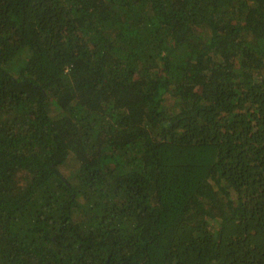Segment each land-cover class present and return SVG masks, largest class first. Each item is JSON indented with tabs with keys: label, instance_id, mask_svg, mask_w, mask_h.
<instances>
[{
	"label": "trees",
	"instance_id": "obj_1",
	"mask_svg": "<svg viewBox=\"0 0 264 264\" xmlns=\"http://www.w3.org/2000/svg\"><path fill=\"white\" fill-rule=\"evenodd\" d=\"M0 264H264V0H0Z\"/></svg>",
	"mask_w": 264,
	"mask_h": 264
},
{
	"label": "rangeland",
	"instance_id": "obj_2",
	"mask_svg": "<svg viewBox=\"0 0 264 264\" xmlns=\"http://www.w3.org/2000/svg\"><path fill=\"white\" fill-rule=\"evenodd\" d=\"M61 169L63 172L71 173V170H74V162L72 160H69L64 166L61 167Z\"/></svg>",
	"mask_w": 264,
	"mask_h": 264
}]
</instances>
